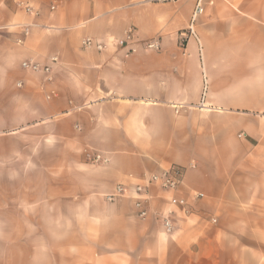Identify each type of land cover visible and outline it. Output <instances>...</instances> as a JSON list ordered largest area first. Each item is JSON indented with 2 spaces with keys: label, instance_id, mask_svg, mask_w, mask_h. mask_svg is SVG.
<instances>
[{
  "label": "crops",
  "instance_id": "crops-1",
  "mask_svg": "<svg viewBox=\"0 0 264 264\" xmlns=\"http://www.w3.org/2000/svg\"><path fill=\"white\" fill-rule=\"evenodd\" d=\"M194 3L0 0V264H264V0H203L181 48ZM173 166L185 208L155 187L144 219L106 200Z\"/></svg>",
  "mask_w": 264,
  "mask_h": 264
},
{
  "label": "built area",
  "instance_id": "built-area-1",
  "mask_svg": "<svg viewBox=\"0 0 264 264\" xmlns=\"http://www.w3.org/2000/svg\"><path fill=\"white\" fill-rule=\"evenodd\" d=\"M159 2H176L178 0H157ZM32 2L33 0H16L17 7L22 10L25 14L32 13ZM53 9V8H52ZM203 0H195L194 10L191 15L188 27L178 33L179 45L184 48L185 44L190 39L197 40V34L195 31V22L203 14ZM135 31L132 27H129L124 36L120 39L115 40L116 47L122 51L124 58H128L137 53L138 47L135 41ZM29 35V29L27 27L22 30V38H26ZM17 44H22V40H17ZM81 47L84 50L103 52L107 49V45L97 42L91 38H84L81 40ZM141 48L149 52H158L160 50V43L157 40L146 41L141 45ZM52 64L57 62L55 57L50 59ZM21 68L25 71L32 73H42L45 76L47 82H52V69L50 66H40L37 63L24 61L21 63ZM19 86V85H18ZM241 137V136H239ZM85 158L90 164L99 165L106 164L108 159L102 154L89 150L85 151ZM185 169L182 167L173 166L167 170H163L156 174L148 175L144 179L143 185H134L131 189H125L122 185H117L113 194L108 195L106 200L111 202L116 198H120L128 195H132L134 200V207L137 210V216L140 219H144L147 216V210L145 205L150 200L148 188L155 187L161 191L171 193L172 196L169 198V205L185 208L186 201L183 198L174 195L179 187L183 184ZM195 199L203 197L201 193H196L193 196ZM212 220V223H215ZM162 225L165 233L169 234L173 230L172 221L169 217L163 218Z\"/></svg>",
  "mask_w": 264,
  "mask_h": 264
}]
</instances>
